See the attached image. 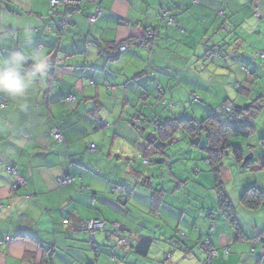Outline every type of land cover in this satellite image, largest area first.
<instances>
[{"label":"crops","instance_id":"1","mask_svg":"<svg viewBox=\"0 0 264 264\" xmlns=\"http://www.w3.org/2000/svg\"><path fill=\"white\" fill-rule=\"evenodd\" d=\"M100 7L94 25V5L70 16L59 40L68 16L50 0H0V59L22 51L26 69L38 57L50 65L25 97L0 93V264H203L206 238L231 251L212 264H264V248L250 241L264 233V206L240 204L246 188L264 192V0H102ZM147 30L155 34L149 50L138 43ZM130 40L127 51L113 52ZM211 94L238 106L263 103L252 119L251 164L225 158L220 167L244 240L218 213L205 137L194 145L181 131L156 153L146 140L158 138L156 124L169 118L204 120L200 104ZM188 99L198 106L192 114L177 105ZM150 101L170 104L155 115L164 120L146 112ZM181 135L191 142L180 144ZM65 176L74 183L60 186ZM117 186L123 194L112 192ZM91 219L106 222L93 240L84 228ZM180 232L185 242L173 250ZM144 241L151 242L146 256L137 253Z\"/></svg>","mask_w":264,"mask_h":264},{"label":"trees","instance_id":"2","mask_svg":"<svg viewBox=\"0 0 264 264\" xmlns=\"http://www.w3.org/2000/svg\"><path fill=\"white\" fill-rule=\"evenodd\" d=\"M64 11H66V14H67L66 16L68 17L73 16V14H71L69 11L67 10H64ZM71 23L72 22H70V24ZM149 32L151 31L147 30L144 33L142 39L138 41L140 46H141V42L146 41L144 36ZM62 35L60 36V38L62 37ZM154 39H155V34H154L153 39L148 41L149 45L146 50H149L151 48V45L153 44ZM131 42L132 40L123 42L119 44L118 46L113 47V52L114 53L121 52L120 48L122 46H127V50H128ZM151 76L154 77L155 72H153L150 75V77ZM67 98H65V100ZM262 104L263 103L260 102V100H256L253 103H251L249 106H245V107L238 106V105L234 106V108L226 107L224 109L225 113L223 115V118L219 117L217 112H212L210 116L200 121L197 120L193 116L182 118L180 120L169 118L167 120L158 122L156 124L157 126L156 132L158 133V138L154 137L153 135H150L146 139L147 144H149V147L152 149V152L156 153L158 151L161 152V150L163 149L162 146H165L167 144L170 145V143H172L176 139L175 135L181 131L191 137V139L193 140L192 143L194 145H199L194 139L199 138V137H206L207 147H205V151L207 152L208 158L210 159L209 161L211 163V170H213V173L215 176V181H216L215 191L217 193V199H218V205H219L218 213L224 216L226 220H228L229 223L233 225V227H235V230H236L235 238L237 240H244V238L247 239V237L242 233L240 227H238L236 208L230 201L229 196L225 191L224 183L223 181H221L220 176H219L220 170H221L220 167L222 166L223 160L226 158V155L230 152V150L233 153V157H235V159L238 161V163L241 164L243 168H247V166L251 164V162L253 161V153L248 156L244 155L242 148L235 146L232 143V141L240 137L248 139L255 134L254 132L256 129H255V125L252 119L258 113L262 112V108H263ZM168 106H170L169 103L165 105V108H168ZM227 109H229L230 111H228ZM158 140L160 141V144L157 145ZM162 140H166V144L165 143L163 144ZM261 143L264 144V137ZM246 159L248 160L246 161ZM148 163H149L148 160L145 161V165H147ZM260 168H262L264 171V163L262 164ZM117 188H120L122 190V188L118 186L115 187L114 189H117ZM243 192L244 193L242 194L240 198V204L243 207H245L247 210L255 211L261 208L262 206H264V192L260 191L257 186L254 185L252 187L246 188ZM121 193L123 194V190ZM67 216H69V222H70V219H71L70 215H67ZM84 228H85V225H84ZM181 234L184 235L183 232L179 233V239L177 243H174L173 250L182 249V244L185 242L184 241L185 236L182 237ZM94 238L95 237H91L92 240ZM208 239L210 238H206L205 240H203V242L207 241ZM250 241L254 243H258L261 247L264 248V233L260 235L259 237H256V239L255 238L250 239ZM150 247H151V242L144 241L137 249V253L143 256H146ZM200 249H201V246H200Z\"/></svg>","mask_w":264,"mask_h":264},{"label":"built area","instance_id":"3","mask_svg":"<svg viewBox=\"0 0 264 264\" xmlns=\"http://www.w3.org/2000/svg\"><path fill=\"white\" fill-rule=\"evenodd\" d=\"M101 1L102 0H50V5H51V8L55 11L58 9L67 10L73 15L82 12V8L84 6L94 5V9H95L94 14L88 18V21H90V23L94 25V23L97 22L96 20L103 15V9H101L100 7ZM194 1L198 2V0H194ZM69 20H70V16L67 19L59 22V25L56 30V34L59 38L62 35L61 33L63 32V30L66 29L70 25ZM153 37H154V34L152 32L147 33L144 36L146 41L141 42V47L143 46L145 49H147L149 45L148 41L152 40ZM126 50H127V46H122L120 48L121 52H124ZM262 57H264V54L262 55ZM74 99L75 97H68L65 101L68 103H71L74 101ZM191 100H192V103L200 102L197 96H192ZM166 104L167 103H164V105ZM227 110L230 111L229 109ZM53 137L58 142H63V136L60 130H55L53 132ZM94 149H95V146L94 145L91 146L90 150L94 151ZM5 172L9 174H13L14 169L12 167H6ZM59 183H60V186L71 185L74 183V178L70 176H65V178L59 180ZM112 192L121 194L122 190L120 188H117V189H113ZM63 222L65 226H68L70 224L69 216L64 218ZM105 227H106V222L104 220L102 221L98 219H91L85 224V229L91 235V237H95L98 233L102 232L105 229ZM181 236L183 237L184 235L181 234ZM120 242L122 243V241ZM200 246H201L202 252H204L205 255L207 256L204 264H212V261L214 259H218L220 257L221 255L220 251H223L226 257L231 255V251L228 248H223L222 250L215 248L210 239H208L205 242L200 243Z\"/></svg>","mask_w":264,"mask_h":264},{"label":"clouds","instance_id":"4","mask_svg":"<svg viewBox=\"0 0 264 264\" xmlns=\"http://www.w3.org/2000/svg\"><path fill=\"white\" fill-rule=\"evenodd\" d=\"M28 62L22 51L12 52L0 59V93L12 99H21L50 69L47 57H38L30 70L26 69Z\"/></svg>","mask_w":264,"mask_h":264},{"label":"rangeland","instance_id":"5","mask_svg":"<svg viewBox=\"0 0 264 264\" xmlns=\"http://www.w3.org/2000/svg\"><path fill=\"white\" fill-rule=\"evenodd\" d=\"M215 57V55L213 54H211V56H210V60L211 59H213ZM217 63L218 62V60L215 62V58H214V60L213 61H210V64H212V63ZM212 69L213 68H215L214 66H213V64H212V67H211ZM205 74H207V72L205 71L204 72ZM208 73H210V71H208ZM214 78H216V77H214ZM151 79H153V78H151ZM212 88H213V91H214V88L215 87H217V86H215V84L213 85V86H211ZM216 90V89H215ZM151 93H152V91H150ZM156 94H157V91H153V95H154V97H153V100L154 101H156L155 99H156ZM213 94H214V92H213ZM210 95V94H209ZM211 99L213 100V101H210V102H208V101H203V104H200V105H204L205 106V109H204V111L205 112H208V115H207V117L208 116H210L211 114H212V112H217V114L219 115V117H221V118H223V115H224V113H225V108L226 107H230V108H234V106H237L238 104H239V102L241 101H239L238 103H236L233 99H231V100H228L227 99V101L226 100H224V99H222V96L220 95V94H218V95H215V96H213L212 94H211ZM154 101H150V102H152V103H150L149 104V107L147 108L148 110L146 111L148 114H150L151 116H152V119H159V117H155V115H157V114H162V111H169V109H165L164 107H163V103H162V101H159V102H156V103H154ZM184 102V103H183ZM191 102L189 101V99L188 100H186V101H182V102H180V103H177V105H179V106H181V108L183 107V106H185L186 108H187V111H189L190 113L189 114H192V112H191V109H192V107L193 108H198V106H195V105H192L191 106V104H190ZM140 109H142V108H140ZM130 110V109H129ZM155 114H154V113ZM153 114V115H152ZM188 114V115H189ZM264 115V114H263ZM165 116H167V115H164L163 116V119H159V120H164V118H165ZM205 118V117H204ZM197 119V118H196ZM201 120V119H200ZM199 120V121H200ZM203 120V119H202ZM264 120V119H263ZM148 124H150V123H148ZM145 125H147V123L145 124ZM151 125V124H150ZM147 126H149V125H147ZM155 130V127H153V128H150V132H153ZM264 124H263V126L261 127V129H259V132H261V135L262 136H264ZM155 132V131H154ZM154 134V133H153ZM260 136V135H259ZM261 137V136H260ZM180 138H181V140H180V144H181V142L183 141V140H187L188 142H191V140H189V138H183L182 137V135L180 136ZM183 138V139H182ZM200 139V138H199ZM256 138H254V136L253 137H250V138H248V139H246V138H238V139H234L233 141H232V143L233 144H235V142L237 141V144L239 143H241V144H244V145H246L245 146V148L244 147H241L243 150L244 149H246L247 150V153H249V154H247V156L248 155H250V153H251V147L252 146H255L256 144L254 143V142H256V140H255ZM205 140H206V137L202 140L203 142H205ZM199 141V140H198ZM179 144V143H178ZM257 153V152H256ZM187 155H189V154H187ZM227 160H229V162L231 161V160H233L234 161V163H235V165L237 164L236 163V160H235V158L233 157V153L231 152V150H230V152L228 153V155H226V159H225V161L224 162H227ZM231 163V162H230ZM178 165V164H177ZM225 165V164H224ZM237 166V165H236ZM240 170V169H239ZM240 171H242V170H240ZM264 175V174H263ZM247 176L249 177V178H253V176H252V174L250 173V175L248 174V173H242V179H244V178H247ZM256 177V176H255Z\"/></svg>","mask_w":264,"mask_h":264},{"label":"water","instance_id":"6","mask_svg":"<svg viewBox=\"0 0 264 264\" xmlns=\"http://www.w3.org/2000/svg\"><path fill=\"white\" fill-rule=\"evenodd\" d=\"M249 159V158H248ZM248 159H246V161L248 160ZM245 161V162H246ZM168 255H169V257H172L174 254H172V252H170V253H168ZM172 255V256H171Z\"/></svg>","mask_w":264,"mask_h":264}]
</instances>
